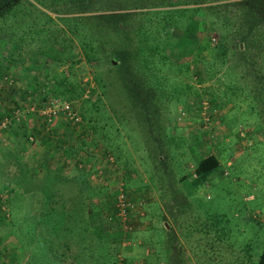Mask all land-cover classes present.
I'll use <instances>...</instances> for the list:
<instances>
[{
    "label": "rangeland",
    "instance_id": "rangeland-1",
    "mask_svg": "<svg viewBox=\"0 0 264 264\" xmlns=\"http://www.w3.org/2000/svg\"><path fill=\"white\" fill-rule=\"evenodd\" d=\"M66 1L54 6L58 11L65 9L64 13L24 2L23 12L0 17V50L16 48L13 64L7 61L8 66L3 65L1 71L7 74L0 80V119L28 100L33 103L37 93L38 108L52 97L69 100L80 118L77 123H66L63 115L56 113L52 120L55 125L43 129L42 115L31 112L40 127L35 137L39 145L32 151L20 149L25 136L12 142L6 129L0 133V264H234L235 259L255 264L264 251L263 23L255 20L258 32H252L243 44L240 36L252 24L237 25L238 19L229 23L228 32H224L226 57L222 58L216 48L220 30L200 29V21L207 18L199 9L188 26L172 28L159 43V47L167 48L170 59L153 57L151 66L158 71L153 97L156 103L133 102L135 95L129 87L131 97L125 95L132 105H125L113 85L118 77H125L128 65L112 54L134 49L137 36L132 34V41L124 43L126 47L116 49L118 38L111 30L120 29L122 23L115 17L108 22L103 16L124 10H106L115 1L120 7L117 0H97L89 5L95 1L90 0L85 10ZM230 1L236 0L178 7L219 4L212 12L227 18L225 11H232L231 16L235 12L234 7L224 5ZM42 10L54 21L51 28L66 27L60 18H82L79 31L71 34L64 29L65 35H59L73 39L68 61L50 64L39 53L37 39L43 36L25 34L31 22L44 18ZM94 16L103 26L104 40H93L85 46L101 51H92L96 58L88 62L81 42L89 32L92 37L96 35ZM113 23V29H105ZM21 33L22 44L16 40ZM50 33L54 36L61 30ZM237 46L244 50L238 51ZM110 59L115 60L113 67ZM194 70L200 73V82ZM42 88L43 96L37 91ZM250 97H254L255 108ZM212 99L216 107L210 109ZM141 104L148 108L144 113L139 110ZM154 123L159 129L167 127L165 142L154 136V126L150 128ZM91 124L96 130L90 133ZM47 127L51 134L46 133ZM63 131L67 143L50 141L54 136L61 137ZM81 141L85 142L84 151L75 148ZM15 143L23 152L21 156L11 149ZM146 145L155 148L161 162L156 163ZM61 146L69 149H58ZM104 151L113 152L111 161L104 160ZM62 152L68 157L65 162L71 163L64 169L68 175L58 181L46 180V166L40 163L48 157L57 158L61 164ZM206 154L216 156L219 165L205 179L192 183L196 176L193 162ZM38 155L44 157L39 163ZM6 160L11 165L4 170L2 162ZM47 163L56 170L50 160ZM58 174L63 176V171ZM19 182L30 192L20 193ZM120 187L132 208L125 220L119 219V225L113 214L118 211L116 195Z\"/></svg>",
    "mask_w": 264,
    "mask_h": 264
},
{
    "label": "trees",
    "instance_id": "trees-1",
    "mask_svg": "<svg viewBox=\"0 0 264 264\" xmlns=\"http://www.w3.org/2000/svg\"><path fill=\"white\" fill-rule=\"evenodd\" d=\"M60 1L67 2L66 0H0V17L7 16L8 14H10L11 16H14L16 13L23 12L24 9H26L24 6H22L24 2H27L28 4L34 3L39 7H43L45 10L57 12L58 10L54 6L59 4ZM71 1H73V4L75 6H77L79 8L82 7V10H85L86 7H88V3L90 0H71ZM213 1H222V0H117V3L120 5V7H117L116 1H115L112 6L110 5L109 7L106 8V10L108 12H112L114 10H124L122 12L118 11V12H114L113 14L107 13V14L103 15L105 18H107V21L108 20L111 21L112 18L115 17L116 20H120L122 23V26L120 27V29H117L114 31L111 30L112 33L116 34V36H117L116 40L118 38L117 42L115 41L116 46H117L116 49H123L124 47H126L127 45L124 43H126L127 40H128V43H129V41L130 42L132 41V39H131L132 34H135V36H137L136 47H134V49L131 48L128 51H124L125 49L118 50V51H114V53L112 54V56H115L116 54H117V56L119 55L123 60H126L125 65H128V73L125 74V77H122V78L118 77V75H117L118 70H117L116 76L118 77V80L117 81L115 80V82H114L117 84H114V85L112 84L113 87L117 89V92L120 95V97L123 98L125 105L131 104L130 103L131 99L129 101L125 95V94L130 95V88L135 95V97L132 99L133 102L142 101V103H144V102H149V100L155 102L153 97L155 96V93L157 92L156 80L158 79V74H157L158 71L154 66H151L154 62L153 57L155 55H160L161 58L164 60L170 59V56L165 53L167 48L164 46H162V48L159 47V43L162 41V39L166 33L171 32L172 28H178L182 24H185L188 26V24L191 21H193L194 14L196 12H198L199 9H203L204 15L207 18V20H206V22L200 21V25H198V27L200 29L208 30V31H210L212 29L216 30L215 27H217L220 30V32L218 33L220 36H219L218 42L216 43V48L218 50L219 56H221L222 58L226 57L225 51H227L228 45L224 42L225 37H226L224 32H226V31L228 32L229 29H227V28H228L229 23L234 22L238 19L239 21H237L235 23L237 25H243V23H246V22H248V25L252 24V25H250V28L248 29V31L246 33H243L240 36L241 37L240 44L246 43L247 42L246 39H250V37L252 36L253 33L255 34L256 32H258L257 29L254 28L255 20H257V21L260 20L261 23H263V25H264V0H236V1L224 2V5H225V3L227 4V5H225L226 7H232V9H233V7L235 8V12L232 14V16L229 15V13H232V11H225V13L227 14V18H224V17L220 18L218 15H217L218 17H216L215 16L216 14L214 12H212L214 8L221 6L219 4L216 6H208V5H205L203 7L202 6H195L192 8L191 7L190 8L185 7V6L178 7V6L187 4V3L203 4L206 2H213ZM97 2H98L97 0L93 1V3L90 1L89 5H92V4L95 5ZM92 7L94 8V6H92ZM146 7H148V9H150V10H148L146 12L139 11L138 13L133 12V11H128V10L133 9V8L141 9V8H146ZM158 7H165V8H158ZM94 10L96 12V11L102 10V9H94ZM65 11H66L65 9H61L58 12L64 13ZM40 13H43L44 18L41 19L40 21L31 22L29 24L27 32L25 34L29 33V34L34 35V36H35V34H41L43 36L42 38H39V37H38V39L36 38L39 41V45L41 46V49H39V53H41V55L44 56V58H47L48 60H50V64H51V62H54V61L57 63L68 61L69 56H70V51L72 50L73 39H72V37L66 38L64 36H59V35H65L64 29H68L71 34H72V32L79 31L78 30V24L80 26L83 24L82 18L81 19H78L77 17L60 18L59 20L62 21L63 23H65L66 27L59 28L55 25L54 27L51 28L50 23L54 22L52 20V18L49 15H46L44 10L40 11ZM93 18L95 20L97 33H96V35H93V37H92L90 32H89L83 38V42H81L82 43V50H83L82 54L85 56L86 61H88V62H90L91 60L96 58V56H94L95 54L92 53V51H96V52H101V51H97L95 49H92L91 47L89 49H87V48H85V46L89 47L90 44L93 42V40H94V42H97V43H100V41L102 42V40H104L103 35L101 34V30H103L102 29L103 26L100 24V20H98V17L94 16ZM97 26H100V29ZM113 26H115V24L114 25L111 24V27L110 26H104V27H106L105 29H109V28H112ZM229 27H231V26L229 25ZM225 28H226V30H225ZM51 30H61V33L55 34L53 36L52 33H50ZM48 34L52 35V38H48L49 37V36H47ZM23 36L24 35L22 33L20 35H17L16 40L18 39V41H19L18 43H21V44L23 43L24 40L20 39ZM65 40L67 41V43ZM44 41H45V43H44ZM55 44L57 46H55ZM242 47H243V45H242ZM237 50L241 52L242 50H244V48L239 50V47L237 46ZM0 51L2 54V55H0V80H1L2 77L5 78L6 76H4V75L7 74L5 71L1 72L3 70L2 69L3 65H5L7 67L8 66L7 61H10V60H11L10 62L13 61L11 58L15 57L14 55H15L16 48L15 49L14 48L13 49L6 48L4 50L1 49ZM5 51H7V52H5ZM110 52L111 51H109V53ZM6 54L9 57H7ZM164 60H162V61H164ZM162 61H161V63H162ZM57 63H55V64H57ZM12 64H13V62H12ZM109 65L110 66L112 65L111 59L109 61ZM187 65L188 64H186V68H185L186 71H188V69H189V67H187ZM111 67H113V66H111ZM125 69H126V67H125ZM123 71H124V69L121 72H123ZM208 71H209V68L206 70V73H208ZM191 72H192V70H191ZM193 74L195 75V77H198V82H200L202 80L201 79L202 77L197 70H194ZM162 78H165V76L163 75ZM6 84H7V82H6ZM179 85H181V84H179ZM0 87H2V84H0ZM2 89H3V87H2ZM37 91L41 92L38 89H37ZM37 94H36V96H33V98H32V102L34 103L33 107H35V108L40 107L39 102L38 103L36 102V101H39L38 96H40V94H38V95ZM159 94H160V92H159ZM41 95L42 96L45 95L44 92H42ZM42 96H41V98H42ZM130 97H131V95H130ZM250 98H251L250 100L253 103L254 108H255L254 97H250ZM67 101H69V100H67ZM199 102H201V101H198V103ZM215 102L216 101L213 99L210 100V104H211V105L209 104L210 109H213L216 107ZM252 103L249 104L248 111H250V109H252ZM147 105H148V103H147ZM29 106H31V101L28 100L27 103L24 104V106L23 105L17 106V108L15 107V109H19L20 107L21 108H23V107L28 108ZM147 109L148 108L146 106H144V104L139 105V110L140 111L142 110V113H144ZM13 111H14V108L9 113H6V115L7 116L11 115V113ZM140 115L143 116L142 114H140ZM63 120H65V119H63ZM65 122L68 123L66 120H65ZM65 122H64V124H66ZM146 123H145V125H146ZM45 126H48V125H47V122L45 121V118L42 117L41 127L44 129ZM153 126L156 127V129H154ZM88 127L90 128L89 129L90 133L94 132L96 130L95 125L91 124V125H88ZM151 127H153L154 136L161 138V140L163 142H165L164 136H165L167 127L164 128V126H162V128L159 129V127L156 125V123L152 124L150 126V128ZM50 130H51V128H47L45 131H46V133L48 131V133L51 134ZM159 131H160L161 135H159ZM47 136L49 137V135H47ZM67 139H68V136H66V133L63 131L61 137L60 136H54V137H52V139L50 141L51 142L56 141L58 143H67V141H68ZM82 143L85 144L84 141H81L80 142L81 145L80 146L76 145L75 148L83 149L82 151H84L86 147L83 146ZM93 144H96V142L94 141ZM71 147L72 146H70V148ZM152 147L153 146H151V145H146L147 150L151 151L154 154V158L156 160V163L161 162L157 157L158 155L156 156V153L154 150L155 148L154 147L152 148ZM58 149H60V150L63 149L64 151L65 150L67 151L69 148L61 146ZM70 150H72V149H70ZM107 150H108V148H107ZM63 153L64 152H62L63 158L61 161H65V159L68 158L67 155H65ZM102 153H103V157L105 156L104 160H106V161H107V159H106L107 156L113 155V152L110 153V152L104 151ZM113 161H114V163H117L115 157H113ZM63 163H65V165H66V162H62L61 163L62 166H63ZM193 163L194 164L192 166L193 167L192 172L195 173L196 176L193 178L192 183L198 182L199 180H202V179H205L219 165V162H218L216 156H214L212 154L203 155ZM61 164L59 165V167H61ZM42 166H48L47 161H43ZM86 166H88V168H91L90 163L89 164L86 163ZM54 169H57V167ZM177 180L178 179H176V181ZM113 216L120 225L119 216H115V214H113ZM46 217H45V219H46ZM45 219H44V221H45ZM172 219H173V221H175L176 216L172 215ZM198 227H200L198 229L201 230V224H199ZM213 231L216 232L217 230L214 229ZM120 233H121V230L117 231L118 235ZM241 260L235 259L234 264H242ZM207 261H208V259H207ZM203 263H205V260L203 261ZM247 264H250V263H247ZM255 264H264V251H261L259 253L258 259H257Z\"/></svg>",
    "mask_w": 264,
    "mask_h": 264
},
{
    "label": "crops",
    "instance_id": "crops-1",
    "mask_svg": "<svg viewBox=\"0 0 264 264\" xmlns=\"http://www.w3.org/2000/svg\"><path fill=\"white\" fill-rule=\"evenodd\" d=\"M31 106L33 107V103H31ZM30 107V106H29ZM29 107L27 108V107H23V108H19L18 109V113H17V115H16V119H12V122L7 126V128H6V131H5V134L7 133H10V138H11V140H12V142H15L16 141V139H17V137H21V136H25L24 137V145H23V147H21L20 149L22 150V151H28V150H30L31 149V151L32 150H35L36 148H38L37 146L39 145V144H37V142H38V140L36 139L37 138V132H36V129L37 128H40V127H38V123L36 124L35 123V120H33L32 119V117L31 116H34L33 114H34V112H36V113H39L40 114V112H39V109L38 110H36L37 108H35V107H33L35 110H29ZM14 110H16L15 108H14ZM14 112V111H13ZM31 112L33 113L32 115H31ZM12 114V113H11ZM42 117H44L43 115H42ZM64 118V117H63ZM65 119V118H64ZM15 121H16V123H15ZM67 121V120H66ZM15 123V124H14ZM52 125L54 126L55 124L54 123H51V125H50V127L52 128ZM20 127V128H16V127ZM48 128V127H47ZM58 128H59V126H58ZM4 131V130H3ZM2 131V132H3ZM10 131H12V132H10ZM4 134V133H3ZM34 134H36V135H34ZM36 137V138H35ZM33 138H34V141H33ZM43 140V139H42ZM19 144V143H18ZM13 145V148H11V149H14L13 151H15V154L17 155L18 154V156H21L20 154H22V153H20V150L18 149V146H17V144L15 143V144H12ZM40 152V151H39ZM29 154V153H28ZM44 158L43 156H40V155H38L37 156V159H36V162L39 160V158ZM6 158V157H5ZM28 160V159H27ZM46 160H47V162L50 160V162L51 163H53L52 165V167L53 168H56L57 167V169H56V171H54L53 169H51L50 167H48V166H46V169H44L46 172H45V179L46 180H48L49 179V177H51L50 179H52L53 178V180H55V181H58L59 179H61V178H65L68 174L65 172V170L64 169H66L69 165H71V163L70 164H67V162H66V165H65V163H63V166H62V164H61V167H59V161L57 160V158H53V159H49L48 160V157L46 158ZM57 160V161H56ZM66 160H68V158H66L65 159V161ZM65 161H61V163L62 162H65ZM40 162V161H39ZM39 162H37V163H39ZM73 162H75V161H73ZM42 163H43V160H42V162L40 163L41 165H42ZM48 164V163H47ZM2 165H3V168L5 167V166H7L8 165V167H10V163L6 160L5 162H2ZM49 166H51V164L49 165ZM63 171V176L62 175H60L59 177L57 176V175H55V174H58L59 173V171H61V170ZM4 170H5V168H4ZM51 171V172H50ZM53 171V172H52ZM59 175V174H58ZM62 176V177H61ZM5 177V176H4ZM58 177V178H57ZM20 187H21V191H20V193H26V192H30V191H27L28 189H25L24 188V186L19 182V184H18ZM16 186V185H15ZM17 193V192H16Z\"/></svg>",
    "mask_w": 264,
    "mask_h": 264
},
{
    "label": "built area",
    "instance_id": "built-area-1",
    "mask_svg": "<svg viewBox=\"0 0 264 264\" xmlns=\"http://www.w3.org/2000/svg\"><path fill=\"white\" fill-rule=\"evenodd\" d=\"M10 83V81L8 82ZM41 92H44V88L40 89ZM74 102L71 101H59L58 98H49L45 105L42 108L39 109V112L41 115L44 116L45 121L47 122V125L50 126L52 123V120L56 113H60L63 115L65 120L69 123H77L79 122L80 118L77 114V111L74 107ZM29 110H35L32 106L29 107ZM18 113V109L14 110L11 115L7 116L5 115L0 119V133L7 128V126L12 122V119H16V115ZM107 156V159L111 161V158ZM131 202L129 199H127L124 190L120 187L118 189L117 195H116V206L118 208L116 216H119V219L122 218V220H125L126 213L128 217V212L132 208ZM131 213V212H130ZM127 219V218H126Z\"/></svg>",
    "mask_w": 264,
    "mask_h": 264
},
{
    "label": "water",
    "instance_id": "water-1",
    "mask_svg": "<svg viewBox=\"0 0 264 264\" xmlns=\"http://www.w3.org/2000/svg\"><path fill=\"white\" fill-rule=\"evenodd\" d=\"M111 63L114 64L115 63V60L114 59H111Z\"/></svg>",
    "mask_w": 264,
    "mask_h": 264
}]
</instances>
